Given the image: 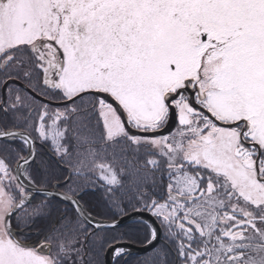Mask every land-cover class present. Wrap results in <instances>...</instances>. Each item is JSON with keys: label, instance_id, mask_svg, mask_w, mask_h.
<instances>
[{"label": "snow or ice", "instance_id": "snow-or-ice-1", "mask_svg": "<svg viewBox=\"0 0 264 264\" xmlns=\"http://www.w3.org/2000/svg\"><path fill=\"white\" fill-rule=\"evenodd\" d=\"M129 209L144 264H264V0H0V264H128Z\"/></svg>", "mask_w": 264, "mask_h": 264}, {"label": "trees", "instance_id": "trees-1", "mask_svg": "<svg viewBox=\"0 0 264 264\" xmlns=\"http://www.w3.org/2000/svg\"><path fill=\"white\" fill-rule=\"evenodd\" d=\"M38 153H40V156L38 157L39 160H54L45 150H39ZM81 203L85 206L86 211H89L92 216L101 220H111L109 216L103 214L106 212V209L103 202L102 192L100 191L94 192L92 190H88L87 194L84 195L83 199L81 200ZM52 205H53V216L58 215L57 209L62 210L65 207L64 204L59 203L57 200H53ZM129 212H132V210L129 209L128 213ZM118 218L120 217H117V219ZM44 223L45 222H38L35 229L39 231L40 228L44 227ZM149 227L150 225L143 220H134L121 226L114 234L119 235L124 232H129L130 235H134V236L138 235L139 236L138 239H129L128 237H124V239H122L121 241L131 242L133 244L141 246L147 243V241H145L143 237ZM136 229H139L138 233L136 232ZM105 251L101 253L99 257V259L102 261V264H104ZM150 252H148L145 255H132L128 253L124 257V259L128 261V264H144V261L149 259ZM114 264H117V258L115 259Z\"/></svg>", "mask_w": 264, "mask_h": 264}, {"label": "water", "instance_id": "water-1", "mask_svg": "<svg viewBox=\"0 0 264 264\" xmlns=\"http://www.w3.org/2000/svg\"><path fill=\"white\" fill-rule=\"evenodd\" d=\"M49 191H54V190L49 189ZM128 215H130L132 218L131 219L125 218L123 225H125L131 221H134V220H143L151 226V224L154 220V218L151 217L150 214L147 212H144L140 215H137L133 212H130V213H128ZM92 217L96 220H100V219L95 218L94 216H92ZM101 221H104L105 223H111V220H106V221L101 220ZM120 243L126 244L128 246V253L132 254V255H144V254L151 251V248H150V246H148L147 243L145 245H142V246L135 245V244L130 243V242H120ZM115 258L116 257L110 251L106 250V252H105V264H114Z\"/></svg>", "mask_w": 264, "mask_h": 264}, {"label": "flooded vegetation", "instance_id": "flooded-vegetation-1", "mask_svg": "<svg viewBox=\"0 0 264 264\" xmlns=\"http://www.w3.org/2000/svg\"><path fill=\"white\" fill-rule=\"evenodd\" d=\"M37 150L39 151V150H45V149H42V148L38 147ZM42 161H44V162H46L48 165H50L51 168L56 169V161H55V160H42ZM35 228H36V227H33V228L30 230V232H29V234L32 235L33 238L35 237V233L38 231V230L35 229ZM120 242H126V241H120ZM105 252H106V251H105ZM104 259H105V255H104Z\"/></svg>", "mask_w": 264, "mask_h": 264}]
</instances>
